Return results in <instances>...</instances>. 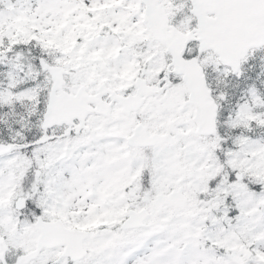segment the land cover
Returning a JSON list of instances; mask_svg holds the SVG:
<instances>
[{
    "label": "snow or ice",
    "instance_id": "obj_1",
    "mask_svg": "<svg viewBox=\"0 0 264 264\" xmlns=\"http://www.w3.org/2000/svg\"><path fill=\"white\" fill-rule=\"evenodd\" d=\"M0 264H264V0H0Z\"/></svg>",
    "mask_w": 264,
    "mask_h": 264
}]
</instances>
